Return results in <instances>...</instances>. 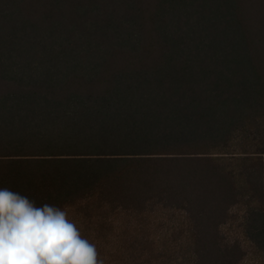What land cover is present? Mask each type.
<instances>
[{
	"label": "trees",
	"instance_id": "1",
	"mask_svg": "<svg viewBox=\"0 0 264 264\" xmlns=\"http://www.w3.org/2000/svg\"><path fill=\"white\" fill-rule=\"evenodd\" d=\"M0 187L103 264H264V0H0Z\"/></svg>",
	"mask_w": 264,
	"mask_h": 264
},
{
	"label": "clouds",
	"instance_id": "2",
	"mask_svg": "<svg viewBox=\"0 0 264 264\" xmlns=\"http://www.w3.org/2000/svg\"><path fill=\"white\" fill-rule=\"evenodd\" d=\"M0 264H103L61 207L0 187Z\"/></svg>",
	"mask_w": 264,
	"mask_h": 264
}]
</instances>
